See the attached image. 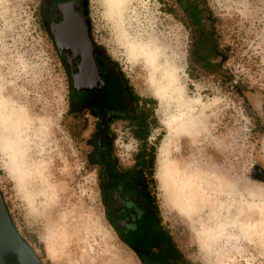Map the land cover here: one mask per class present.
Instances as JSON below:
<instances>
[{"label":"rangeland","instance_id":"obj_1","mask_svg":"<svg viewBox=\"0 0 264 264\" xmlns=\"http://www.w3.org/2000/svg\"><path fill=\"white\" fill-rule=\"evenodd\" d=\"M44 4L0 0V188L7 207L45 264H141L111 221L93 156L95 121L82 126L72 108ZM89 7L104 47L150 103L153 190L184 253L198 264H264V0H89ZM150 55L173 61L187 99L172 102L170 117L184 118L193 138L177 139L168 160L193 155L226 171L225 197L214 199L215 188L203 192L209 199L203 196L200 217L197 209L167 206L156 178L167 129L156 113L161 103L143 92Z\"/></svg>","mask_w":264,"mask_h":264},{"label":"flooded vegetation","instance_id":"obj_2","mask_svg":"<svg viewBox=\"0 0 264 264\" xmlns=\"http://www.w3.org/2000/svg\"><path fill=\"white\" fill-rule=\"evenodd\" d=\"M44 18L66 69L72 108L82 126L95 121L93 156L117 234L141 264H198L169 230L153 190L150 103L95 32L89 0H45ZM129 142H137L133 152Z\"/></svg>","mask_w":264,"mask_h":264},{"label":"bare ground","instance_id":"obj_3","mask_svg":"<svg viewBox=\"0 0 264 264\" xmlns=\"http://www.w3.org/2000/svg\"><path fill=\"white\" fill-rule=\"evenodd\" d=\"M128 4H129V2H128ZM129 6H130V4H129ZM127 8H129V7H127ZM122 9L123 8H122V4H121V8L120 7L117 8V12L114 11L115 9L113 10L116 13V19L117 18L119 19L122 17ZM131 9H132V7H131ZM110 12H112V11L110 10ZM138 13H139V11H138ZM111 14L112 13H110V15ZM127 14H129V13H127ZM129 16H130V14H129ZM114 17H112V18H114ZM135 18H137V17H135ZM118 19H117V21L119 22L120 20H118ZM126 21L128 22V20H126ZM116 26H118V25H115V27ZM125 31H126V29H125ZM148 33H149V31H148ZM149 52H151V51H149ZM146 54H147V51H146ZM146 54H144V55H146ZM150 56H152V55H150ZM158 58H155V56H154L153 58H151L149 60V68H148L149 78H148V80H146L147 86L143 90L144 94L157 99L161 103V106H159L156 113H157V116L160 119V121L165 125V127L167 129V134L163 139V142H162L160 150H159V154L157 156L158 169L156 172V178H157L158 184L160 186L161 192L163 194L164 202L167 206H170L172 208H176L178 210H186L187 212H190L193 209H197L199 211L198 214L200 217L201 215L205 214L202 212V209L205 206L204 197L206 195H208V194H206V195L203 194V192H205V191L207 192V190H211V189L215 188L217 191L215 193L212 192V194H211L214 199H216V198L222 199V197L224 196V194L226 192V179H227L226 171H225V169H221L219 171L210 169V168H208V166L206 167L204 165V163L202 162V160L200 158L197 159L193 155H192L190 161H187L185 158H182L181 160H176V161L168 160L167 156H169L170 151H172V149L176 145L177 139H179V138H187V139L191 138L192 139L193 136H192L191 132H187L189 130V128L187 127L186 120L184 118L181 120H177L175 123L171 119L172 116L170 117V114L172 113V110H173V109L171 110V107H170L172 102H174V101L178 102L180 105L183 106L186 102L185 100H187L185 97V93L183 92L182 87H181L180 82H179L178 67L172 63L173 61L170 62L167 58L166 59L164 58L165 60L164 59L158 60ZM187 142H189V141L187 140ZM201 175H202V177L205 176V178H202ZM199 176L201 177V179L199 178ZM209 193H211V192H209ZM205 199L207 200V197ZM208 199H209V195H208ZM221 199H219V200H221ZM212 202H214V201H212ZM215 214L216 213H214V215ZM208 216H209V214H208ZM214 217H216V216H214ZM209 218H210V216H209ZM217 218H219V217H217ZM207 219H208V217H207ZM210 229L211 228L209 226V230ZM212 231H214V230H212Z\"/></svg>","mask_w":264,"mask_h":264},{"label":"water","instance_id":"obj_4","mask_svg":"<svg viewBox=\"0 0 264 264\" xmlns=\"http://www.w3.org/2000/svg\"><path fill=\"white\" fill-rule=\"evenodd\" d=\"M45 264L23 238L7 207L0 188V264Z\"/></svg>","mask_w":264,"mask_h":264}]
</instances>
